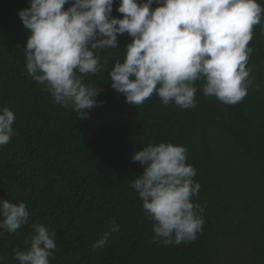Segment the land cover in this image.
<instances>
[{"label":"trees","instance_id":"obj_1","mask_svg":"<svg viewBox=\"0 0 264 264\" xmlns=\"http://www.w3.org/2000/svg\"><path fill=\"white\" fill-rule=\"evenodd\" d=\"M118 4L112 15L122 18ZM29 6L0 0V109L16 115L12 139L0 146V199L23 201L30 213L16 233L0 230L3 264H19L14 251L27 250L34 224L55 233L50 264H264V17L249 43L242 102L207 97L197 81L192 109L165 105L156 94L141 105L126 103L109 76L132 39L125 33L120 48L96 52L108 63L85 83L102 88L97 99L104 103L84 118L54 103L27 74L29 32L18 12ZM160 142L187 148L201 184L192 199L205 209L203 230L179 245L153 240L154 222L127 179L142 171L131 156ZM110 221L118 231H110ZM105 232L107 243L94 247Z\"/></svg>","mask_w":264,"mask_h":264},{"label":"clouds","instance_id":"obj_2","mask_svg":"<svg viewBox=\"0 0 264 264\" xmlns=\"http://www.w3.org/2000/svg\"><path fill=\"white\" fill-rule=\"evenodd\" d=\"M29 0L18 16L29 32L22 49L27 74L50 93L54 103L84 113L104 101L99 86L85 83L107 63L97 50L120 48L118 37L132 39L109 72L111 87L130 105H141L153 94L163 104L182 109L197 106L196 82L207 97L235 105L250 86L246 68L254 49L253 28L264 17V0ZM156 4V7H152ZM65 5H69L65 8ZM14 111L0 109V146L14 135ZM188 150L171 142L149 144L132 156L142 165L127 178L153 223V240L164 245L194 241L203 230L204 211L193 197L201 184L196 169L187 163ZM30 218L25 202L0 199V230L16 233ZM110 231L119 225L110 221ZM27 250L16 249L19 264H50L57 248L55 233L33 225ZM2 234V233H0ZM105 232L93 246L103 247ZM4 257L0 256V264Z\"/></svg>","mask_w":264,"mask_h":264}]
</instances>
